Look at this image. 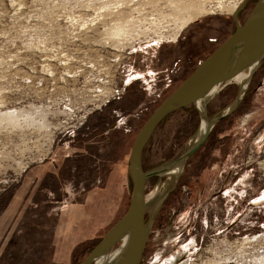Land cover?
I'll list each match as a JSON object with an SVG mask.
<instances>
[{
  "label": "rangeland",
  "instance_id": "1",
  "mask_svg": "<svg viewBox=\"0 0 264 264\" xmlns=\"http://www.w3.org/2000/svg\"><path fill=\"white\" fill-rule=\"evenodd\" d=\"M214 1L0 0V264H44L46 235L25 223L38 216L31 196L46 173L38 169L59 175L48 185L62 211L114 167L126 175L151 113L234 32L232 15L206 14ZM256 1H246L240 22ZM241 84H220L201 101L211 120L231 112L175 182L148 180L142 264H264V61L243 94ZM201 123L194 105L165 119L144 150V170L194 146ZM84 242L73 262L95 243Z\"/></svg>",
  "mask_w": 264,
  "mask_h": 264
},
{
  "label": "water",
  "instance_id": "2",
  "mask_svg": "<svg viewBox=\"0 0 264 264\" xmlns=\"http://www.w3.org/2000/svg\"><path fill=\"white\" fill-rule=\"evenodd\" d=\"M246 1L243 0L233 14L236 23L234 32L198 63L183 82L157 106L138 131L129 159L128 170L133 188L128 209L106 231L80 264H99V261L114 251L118 244L123 243L126 245L122 252L105 264H142L150 235L146 222L148 180L164 174L168 164L183 160L185 165L208 139L214 124L231 112L228 110L224 115L211 120L207 113L198 107V102L205 99L217 85L229 83L237 75L253 68L254 72L257 71L264 60V0H257L249 15L240 22L238 17ZM192 105L199 110L201 119L208 120L209 128L204 136L178 158L145 171L143 153L155 130L168 116Z\"/></svg>",
  "mask_w": 264,
  "mask_h": 264
},
{
  "label": "crops",
  "instance_id": "3",
  "mask_svg": "<svg viewBox=\"0 0 264 264\" xmlns=\"http://www.w3.org/2000/svg\"><path fill=\"white\" fill-rule=\"evenodd\" d=\"M122 167V164L114 167L111 175L106 173L102 186L90 191L81 204L67 205L63 211L54 202V198H59L57 188L48 185V182L56 183L59 175L54 170L38 169L46 172L36 182V188L41 191L36 189L33 191L34 196H31L38 205L35 208L38 216L34 219L29 216L25 223L39 227L46 235L43 245L47 253L41 263L72 264V254L78 244L98 236L123 215L124 202L127 201V193H131L132 181L128 169L126 175L123 171L119 172ZM123 176L126 177V185L120 188L119 178Z\"/></svg>",
  "mask_w": 264,
  "mask_h": 264
},
{
  "label": "bare ground",
  "instance_id": "4",
  "mask_svg": "<svg viewBox=\"0 0 264 264\" xmlns=\"http://www.w3.org/2000/svg\"><path fill=\"white\" fill-rule=\"evenodd\" d=\"M221 1V2H220ZM219 2H220V4H219V7L222 9V10H226V11H228V14L227 15H232L235 11V8L237 7V5L239 4L236 0H234L231 4H229L228 6H227V4H224V0H220ZM204 9H206V8H204ZM204 9L203 8H199L197 11H196V13L195 14H192L191 16L189 15V17L188 18H185L183 21H182V24L180 25V27H179V29L178 30H180V28L181 29H183V28H186L187 26H189L192 22H193V20H194V18L193 17H199V16H201L200 15V13H202L203 11H204ZM238 9V8H237ZM206 14H212V12H208V13H206ZM214 14V13H213ZM212 14V15H213ZM218 14H222V13H218ZM202 15H205L204 13L202 14ZM225 15V14H224ZM233 16V15H232ZM176 35H177V33H176ZM175 37V36H174ZM254 68L253 69H251L250 71H248V72H243V73H241V74H239V75H237L232 81H239V82H241L242 84V94H243V92H244V90H245V87H246V85H247V83H248V81H249V79L252 77V74L254 73ZM232 81H230V82H232ZM229 82V83H230ZM219 87V85H217L212 91H211V93L207 96V97H209V96H211L216 90H217V88ZM241 94V95H242ZM198 107L200 108V109H202L203 110V108H202V106H201V101H199L198 102ZM204 111V110H203ZM201 125H202V127H201V131L198 133V136L196 137V143L198 142V141H200L201 140V138L204 136V134L206 133V131H207V129L209 128V123H208V120H206L205 118H203L202 119V123H201ZM195 143V144H196ZM183 166H184V164H183V160H179L178 162H174V163H172V165L171 164H168V167H167V170L165 171V173L164 174H168V179H167V181L166 182H164V184L166 185H169V186H171L174 182H175V180L178 178V176L180 175V173H181V171H182V169H183ZM127 237V236H126ZM124 238V241H126L127 240V238ZM123 241V242H124ZM125 245H126V243L124 244H121V246L120 247H118V248H116L114 251H112L108 256H105L103 259H101L100 261H99V264H105V263H107V262H110V261H112L114 258H116L117 256H118V254H120L121 252H122V250L124 249V247H125Z\"/></svg>",
  "mask_w": 264,
  "mask_h": 264
},
{
  "label": "built area",
  "instance_id": "5",
  "mask_svg": "<svg viewBox=\"0 0 264 264\" xmlns=\"http://www.w3.org/2000/svg\"><path fill=\"white\" fill-rule=\"evenodd\" d=\"M205 1V0H204ZM220 0H215L214 1V3H212L211 2V4H209V5H207L209 8H207V11L208 12H212V14L214 13V14H218V13H222V14H228V11H224V10H222L220 7H219V4H220V2H219ZM234 0H224V4H227V6L229 5V4H231L232 2H233ZM239 4L237 5V7L235 8V10L234 11H236L237 10V8L242 4V2H243V0H236ZM206 11V12H207ZM235 13V12H234ZM233 13V14H234ZM232 14V15H233ZM125 90V87H123L122 88V90L120 91V90H117L115 93H113V94H111V96L112 97H116V95H121L120 93H123V91ZM107 101H109V99L108 100H106V102Z\"/></svg>",
  "mask_w": 264,
  "mask_h": 264
},
{
  "label": "trees",
  "instance_id": "6",
  "mask_svg": "<svg viewBox=\"0 0 264 264\" xmlns=\"http://www.w3.org/2000/svg\"><path fill=\"white\" fill-rule=\"evenodd\" d=\"M263 61H264V60H263ZM246 95H247V93H246ZM168 117H169V116H168ZM168 117H167V118H168ZM167 118H166V119H167ZM225 118H226V117H224V118H222V119L224 120ZM222 119H220L219 121H221ZM223 120H222V121H223ZM219 121H217L216 124H218ZM210 135H211V134H210ZM209 138H210V136L208 137V139H209ZM208 139H207L203 144H205V143L208 141ZM201 147H202V146H201ZM197 152H198V150L192 155V157H193ZM190 159H191V158H190ZM190 159H189V160H190ZM189 160H188V161H189ZM188 161H187V162H188ZM187 162H186V163H187ZM186 163H185V164H186ZM132 188H133V184H132V182H131V194H132ZM130 198H131V196H130ZM146 222H148V218H146ZM115 223H116V222H115ZM115 223H114V224H115ZM114 224H113V225H114ZM113 225H112V226H113ZM100 239H101V238H96V239H89V240L85 241V242H95V243L93 244V246H92L91 248H89L88 253H89V252L95 247V245L100 241ZM149 239H150V238H149ZM85 242H84V243H85ZM82 244H83V243H81V244H79V245L76 246V248H75V250H74V254L77 252V250L80 248V246H81ZM72 262H73V261H72ZM75 262H76V263H75ZM77 262H78V261H76V260L74 259V262H73L72 264H80V263H81V262H78V263H77Z\"/></svg>",
  "mask_w": 264,
  "mask_h": 264
},
{
  "label": "flooded vegetation",
  "instance_id": "7",
  "mask_svg": "<svg viewBox=\"0 0 264 264\" xmlns=\"http://www.w3.org/2000/svg\"><path fill=\"white\" fill-rule=\"evenodd\" d=\"M149 238H150V235H149ZM149 242V241H148Z\"/></svg>",
  "mask_w": 264,
  "mask_h": 264
}]
</instances>
